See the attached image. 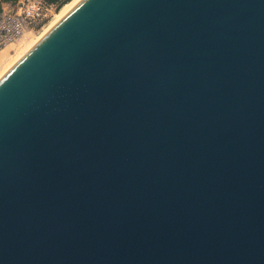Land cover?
<instances>
[{
	"label": "water",
	"instance_id": "water-1",
	"mask_svg": "<svg viewBox=\"0 0 264 264\" xmlns=\"http://www.w3.org/2000/svg\"><path fill=\"white\" fill-rule=\"evenodd\" d=\"M0 264H264V0H79L7 68Z\"/></svg>",
	"mask_w": 264,
	"mask_h": 264
},
{
	"label": "built area",
	"instance_id": "built-area-1",
	"mask_svg": "<svg viewBox=\"0 0 264 264\" xmlns=\"http://www.w3.org/2000/svg\"><path fill=\"white\" fill-rule=\"evenodd\" d=\"M61 7L47 0H17L0 11V49L19 41L35 26L53 19Z\"/></svg>",
	"mask_w": 264,
	"mask_h": 264
},
{
	"label": "rangeland",
	"instance_id": "rangeland-1",
	"mask_svg": "<svg viewBox=\"0 0 264 264\" xmlns=\"http://www.w3.org/2000/svg\"><path fill=\"white\" fill-rule=\"evenodd\" d=\"M73 1L74 0H69L63 7H61V10L53 19L29 29L19 41L10 43L0 49V74L9 68L20 57V55H22L53 23H55L60 18L66 6ZM9 4H11V2H5L3 3V6H8Z\"/></svg>",
	"mask_w": 264,
	"mask_h": 264
},
{
	"label": "trees",
	"instance_id": "trees-1",
	"mask_svg": "<svg viewBox=\"0 0 264 264\" xmlns=\"http://www.w3.org/2000/svg\"><path fill=\"white\" fill-rule=\"evenodd\" d=\"M47 1L51 3H56L58 4L59 7H63L69 0H47ZM5 2H11V4H15L17 0H0V11L2 9L3 3Z\"/></svg>",
	"mask_w": 264,
	"mask_h": 264
},
{
	"label": "bare ground",
	"instance_id": "bare-ground-1",
	"mask_svg": "<svg viewBox=\"0 0 264 264\" xmlns=\"http://www.w3.org/2000/svg\"><path fill=\"white\" fill-rule=\"evenodd\" d=\"M79 0H74L72 3H69L67 6H66V8H65V10H63V12H62V14H61V16H60V18L64 15V13L66 12V11H68L73 5H75L77 2H78ZM20 54V53H19ZM22 54V53H21ZM21 56V55H20ZM1 75V74H0Z\"/></svg>",
	"mask_w": 264,
	"mask_h": 264
}]
</instances>
